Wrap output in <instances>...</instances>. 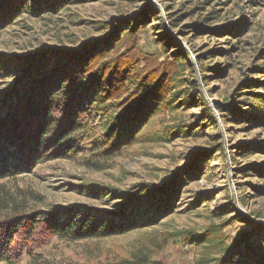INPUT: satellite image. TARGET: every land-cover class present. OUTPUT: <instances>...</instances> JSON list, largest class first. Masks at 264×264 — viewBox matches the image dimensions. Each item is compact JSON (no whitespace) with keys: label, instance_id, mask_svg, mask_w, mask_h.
<instances>
[{"label":"rangeland","instance_id":"1","mask_svg":"<svg viewBox=\"0 0 264 264\" xmlns=\"http://www.w3.org/2000/svg\"><path fill=\"white\" fill-rule=\"evenodd\" d=\"M59 1L46 9L44 3L50 0H26L23 12L0 26L1 116L24 73L19 64L24 58L54 49L66 53L65 57L82 53L85 44H102L118 30L113 47L101 61H119L128 55L124 35L132 18L147 3L158 10L160 21L139 25L147 31L139 38V48L158 54L159 61L173 59L158 41L162 30L153 26L163 22L190 59H179L184 66L173 91L180 93L172 106L156 108L137 143L103 166H87L86 159H97L91 154V142L99 138L104 143L101 135L116 107L98 94L87 104L90 134L75 138L73 153L42 158L28 170L0 178V190L32 189L41 198L32 207L58 213L85 207L90 212L119 214L126 193L140 191L134 210L140 225L123 234L78 241L48 236L38 227L27 243L15 241L11 260L0 258V264H116L136 248L150 249L151 260L161 264H219L223 255L244 263V256L231 249L244 231L252 232L251 260L258 254L264 261V236L250 224L264 228V108L252 95L264 94V70H259L264 69V0ZM34 7L39 11L32 14ZM224 27L231 31L213 32ZM136 60V66L142 64L141 56L136 55ZM136 66L130 69V79ZM192 80L194 88L189 84ZM203 103L215 124L206 117ZM227 106H236L248 118H233ZM192 166L199 174L187 179L184 173ZM175 175L186 181L179 194L162 216L144 222L156 214L150 189L160 188ZM4 213L0 209V216ZM251 260L247 263L253 264Z\"/></svg>","mask_w":264,"mask_h":264},{"label":"trees","instance_id":"2","mask_svg":"<svg viewBox=\"0 0 264 264\" xmlns=\"http://www.w3.org/2000/svg\"><path fill=\"white\" fill-rule=\"evenodd\" d=\"M25 2L26 0H0V26L22 13L26 8ZM59 3V0H50L44 4L48 6L46 9H52ZM38 8L34 7L31 13H38ZM148 20L160 21L158 10L151 3H147L132 18V23L124 35L129 43L126 47L128 55H123L119 61H101L104 54L109 53L113 47L112 42L119 32L117 30L102 44H85L82 53L73 52L65 57L66 53L54 49L50 53L26 57L21 61L22 64L19 63L24 73L20 75L8 96L7 112L0 115V178L28 170L42 158L73 153L76 149L75 138L90 134L85 120L87 104L91 105L98 94L112 100L116 109L108 116V128L101 135L104 143L99 138L91 142V154H96L97 159L87 158V166H103L120 155L126 146L137 143L141 128L156 108L172 106L180 93L173 91L178 83L179 70L184 66L179 59L183 57L189 61L190 58L185 49L174 41L163 22L154 23L153 26L162 30L158 41L165 53L173 55V59L159 61L158 54L143 52L138 41L143 32L147 31L139 25ZM224 28L213 29V32L231 31L228 27ZM196 30L202 31L199 28ZM172 46L175 49L172 50ZM136 55L141 56V65L136 66ZM99 60L100 67H97L96 62ZM134 64L136 67L130 79V69ZM128 79L130 83L126 84ZM189 84L192 88L195 87L193 80ZM262 84L264 86V80ZM252 95L263 102L264 108V94ZM203 106L208 114L206 117L215 124L212 113L204 103ZM215 106L219 110L222 108L218 104ZM226 110L238 120L248 118L236 106H227ZM167 135L171 138L174 132L170 130ZM205 157L206 155L201 156ZM198 174V169L193 166L184 173L187 179L195 178ZM185 183L183 177L175 175L160 188L150 189L154 193L156 214L144 222L162 216ZM126 194L122 212L106 215L87 211L85 207L64 210L61 213L43 210L32 207V204L41 203L40 195L32 189H16L12 192L0 190V209L5 211L0 216V258L11 260L12 253L17 248L13 247V243H27L38 227H42L39 231L46 232L48 236L55 235L71 241L101 239L136 229L140 222L134 215V210L142 196L139 195L140 191ZM238 216L242 221L249 222L241 214ZM250 224L264 236L263 227L253 222ZM252 245V232L244 231L231 249H235L234 252L244 256L247 261L241 263L234 260L232 255H223L219 264H248L254 255ZM152 256L150 249L136 248L128 258L121 259L116 264H161L160 261L151 260ZM256 256L251 262L264 264L262 257H258V254Z\"/></svg>","mask_w":264,"mask_h":264}]
</instances>
